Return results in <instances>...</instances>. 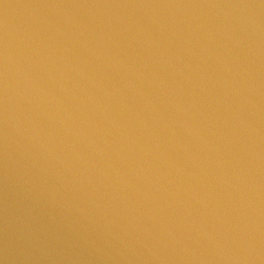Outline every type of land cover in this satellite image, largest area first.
<instances>
[{
  "label": "water",
  "instance_id": "95a60500",
  "mask_svg": "<svg viewBox=\"0 0 264 264\" xmlns=\"http://www.w3.org/2000/svg\"><path fill=\"white\" fill-rule=\"evenodd\" d=\"M0 264H264V0H0Z\"/></svg>",
  "mask_w": 264,
  "mask_h": 264
}]
</instances>
